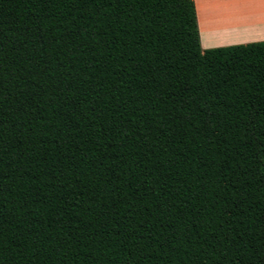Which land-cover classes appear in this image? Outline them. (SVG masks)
Segmentation results:
<instances>
[{
  "label": "trees",
  "instance_id": "1",
  "mask_svg": "<svg viewBox=\"0 0 264 264\" xmlns=\"http://www.w3.org/2000/svg\"><path fill=\"white\" fill-rule=\"evenodd\" d=\"M0 264H264V41L202 50L193 0H0Z\"/></svg>",
  "mask_w": 264,
  "mask_h": 264
},
{
  "label": "crops",
  "instance_id": "2",
  "mask_svg": "<svg viewBox=\"0 0 264 264\" xmlns=\"http://www.w3.org/2000/svg\"><path fill=\"white\" fill-rule=\"evenodd\" d=\"M202 50L264 41V0H193Z\"/></svg>",
  "mask_w": 264,
  "mask_h": 264
}]
</instances>
